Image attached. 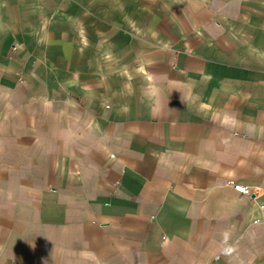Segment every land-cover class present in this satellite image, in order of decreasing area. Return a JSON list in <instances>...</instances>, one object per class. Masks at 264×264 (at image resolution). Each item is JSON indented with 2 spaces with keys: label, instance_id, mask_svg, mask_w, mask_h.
Returning <instances> with one entry per match:
<instances>
[{
  "label": "crops",
  "instance_id": "0c3cea01",
  "mask_svg": "<svg viewBox=\"0 0 264 264\" xmlns=\"http://www.w3.org/2000/svg\"><path fill=\"white\" fill-rule=\"evenodd\" d=\"M263 205L264 0H0V264H264Z\"/></svg>",
  "mask_w": 264,
  "mask_h": 264
},
{
  "label": "built area",
  "instance_id": "2783aa9c",
  "mask_svg": "<svg viewBox=\"0 0 264 264\" xmlns=\"http://www.w3.org/2000/svg\"><path fill=\"white\" fill-rule=\"evenodd\" d=\"M230 184L234 187V189L240 191L243 194L250 195L251 193H254L250 187H247V186L242 185L240 183H235V182L231 181ZM263 207H264V205H263Z\"/></svg>",
  "mask_w": 264,
  "mask_h": 264
},
{
  "label": "water",
  "instance_id": "95a60500",
  "mask_svg": "<svg viewBox=\"0 0 264 264\" xmlns=\"http://www.w3.org/2000/svg\"><path fill=\"white\" fill-rule=\"evenodd\" d=\"M257 192V189L255 190V192L254 193H256Z\"/></svg>",
  "mask_w": 264,
  "mask_h": 264
},
{
  "label": "rangeland",
  "instance_id": "374dc122",
  "mask_svg": "<svg viewBox=\"0 0 264 264\" xmlns=\"http://www.w3.org/2000/svg\"><path fill=\"white\" fill-rule=\"evenodd\" d=\"M261 264H263V262L261 261Z\"/></svg>",
  "mask_w": 264,
  "mask_h": 264
}]
</instances>
